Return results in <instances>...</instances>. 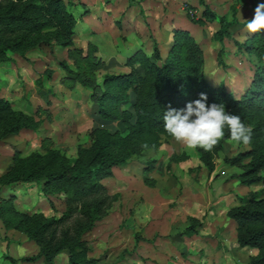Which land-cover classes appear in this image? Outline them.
I'll return each mask as SVG.
<instances>
[{
    "label": "rangeland",
    "instance_id": "1",
    "mask_svg": "<svg viewBox=\"0 0 264 264\" xmlns=\"http://www.w3.org/2000/svg\"><path fill=\"white\" fill-rule=\"evenodd\" d=\"M10 1L0 0V10L8 9ZM61 1L55 24L29 44L14 47L0 62L1 97L6 103L0 119V264H14L12 259L17 264H70L68 249L52 263L41 249L53 236L76 238L85 221L80 210L59 222L71 215L65 194L47 187L45 180H10L35 161L43 164L53 151L74 161L81 150L91 149L97 130L127 133L123 121L99 116L93 94L104 91L107 76L129 73L128 61L138 51L152 59L156 41L164 60L174 42L173 31L187 29L204 51L207 81L212 86L224 83L236 98L246 92L257 64L256 57L236 42L247 39L244 23L264 0H205L219 15L232 19L236 13L239 24L232 28L233 39L224 43L214 38L218 22L187 24V12L201 17L200 0ZM65 13L77 20L74 45L69 47L60 44ZM12 37L4 39L14 43ZM222 48L225 54L219 63ZM63 61L74 71H84L100 89L83 86L61 67ZM136 68L144 74L140 64ZM135 102L130 91V100L119 108L134 113ZM19 121L29 126L8 132L9 123ZM248 148L227 141L210 172L196 148L162 137L158 149L149 148L115 166L114 175L104 180L111 198L94 228L83 236L89 257L100 264H249L252 251L238 246L237 226L227 212L260 186L241 185L242 170L224 162L225 155ZM49 221L57 222L56 229L52 226L39 242L42 236L35 232Z\"/></svg>",
    "mask_w": 264,
    "mask_h": 264
},
{
    "label": "trees",
    "instance_id": "2",
    "mask_svg": "<svg viewBox=\"0 0 264 264\" xmlns=\"http://www.w3.org/2000/svg\"><path fill=\"white\" fill-rule=\"evenodd\" d=\"M200 4L204 7L201 17L195 18L187 12L189 21L200 26L218 22L215 40L224 43L227 39H233L232 28L239 24L236 13L229 19L226 15L215 13L205 0H200ZM62 8L61 0H11L8 9L0 10V62L7 59L8 52L14 47L29 44L34 37L52 27ZM61 22L63 40L60 39V44L73 46L76 18L72 13H65ZM173 34V45L164 60L159 44L156 41L154 43L152 59L162 61L160 64L145 52L138 51L128 61L132 69L129 73L107 76L104 79V91L100 96H97L98 93L93 94L99 116L104 120L123 121L127 129L125 135L97 130L91 149L81 150L74 161L64 159L59 152L53 151L43 164L35 161L10 180H45L47 187L53 185V189L66 195L71 215L59 222L78 210L85 218L77 228L76 238L56 240L53 236V241L41 249V255L49 263L54 262L61 251L68 249L70 264H100L97 259L89 257V243L83 236L94 228L111 198L104 180L114 175L115 166L127 164L149 148L158 149L162 137L172 138L165 132L162 119L163 112L169 106L184 108L188 102L195 101L201 93H205L209 104L223 103L228 112L238 114L252 130L251 141L247 144L249 148L233 156L225 155L224 162L242 170L238 175L241 185H258L260 190L240 197L239 204L227 212V217L236 223L238 246L258 251L249 258V264H264V32L250 33L244 42H236L238 47L257 59L252 81L240 98H236L224 83L212 86L207 81L204 51L189 30L176 28ZM5 35L13 36L14 43L8 38L4 39ZM224 54L225 49H220L217 56L219 63L223 62ZM137 64L141 65L144 74L136 68ZM60 65L83 86L95 91L100 89L84 71H74L64 61ZM130 91L136 95L134 113L119 108L121 103L130 100ZM5 105L0 89V119ZM28 126L24 121L10 122L8 132H17ZM229 140L231 138L226 131L224 138L212 150L196 148L201 164L210 172L215 171L216 159L224 152L225 143ZM172 159L178 161L179 158L174 156ZM56 223L49 221L39 226L35 234L38 233L42 238L38 237L37 240H45L43 237L52 226L53 230L56 229ZM191 231L192 228L187 229V232ZM12 261L14 264L18 262L16 259Z\"/></svg>",
    "mask_w": 264,
    "mask_h": 264
},
{
    "label": "clouds",
    "instance_id": "3",
    "mask_svg": "<svg viewBox=\"0 0 264 264\" xmlns=\"http://www.w3.org/2000/svg\"><path fill=\"white\" fill-rule=\"evenodd\" d=\"M240 15L242 17L241 12ZM244 27L249 33L264 32V3L257 5L254 17L246 20ZM162 119L165 132L188 148L210 151L224 138L226 131L234 143L247 145L251 141L252 130L241 117L228 112L223 103L209 104L205 93L184 108L169 106Z\"/></svg>",
    "mask_w": 264,
    "mask_h": 264
},
{
    "label": "crops",
    "instance_id": "4",
    "mask_svg": "<svg viewBox=\"0 0 264 264\" xmlns=\"http://www.w3.org/2000/svg\"><path fill=\"white\" fill-rule=\"evenodd\" d=\"M187 24H188L189 26H192V25H193V23L190 22L189 20L187 21ZM240 248H241V247H240ZM243 249H249V250H251L253 255H256L257 252H258L257 249H252V248H243Z\"/></svg>",
    "mask_w": 264,
    "mask_h": 264
}]
</instances>
